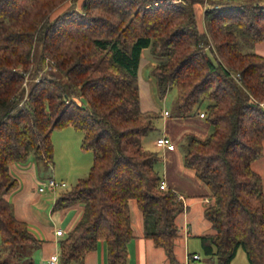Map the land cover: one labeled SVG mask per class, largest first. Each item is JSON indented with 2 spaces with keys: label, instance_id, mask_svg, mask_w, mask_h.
I'll return each instance as SVG.
<instances>
[{
  "label": "trees",
  "instance_id": "16d2710c",
  "mask_svg": "<svg viewBox=\"0 0 264 264\" xmlns=\"http://www.w3.org/2000/svg\"><path fill=\"white\" fill-rule=\"evenodd\" d=\"M75 1L0 0V264H18L40 244L6 197L17 185L10 164L29 155L52 163L51 132L67 125L82 131L93 159L53 202L54 210L81 204L59 240L60 262H80L102 240L107 263L125 264L130 199L145 236L174 262L184 205L159 187L162 157L142 144L161 116L140 107L137 69L147 48L158 95L175 88L174 116L202 112L210 126L204 137L185 134L182 152L209 189L204 215L213 230L198 235L207 264H229L238 248L264 264V190L251 165L263 153L264 55L249 47L264 40V3Z\"/></svg>",
  "mask_w": 264,
  "mask_h": 264
},
{
  "label": "crops",
  "instance_id": "0c3cea01",
  "mask_svg": "<svg viewBox=\"0 0 264 264\" xmlns=\"http://www.w3.org/2000/svg\"><path fill=\"white\" fill-rule=\"evenodd\" d=\"M203 9L202 6V27L198 26L200 31L205 30L204 21H203ZM199 23V20H198ZM254 51L264 55V40L256 42ZM143 109V108H142ZM162 114V111H161ZM163 116V115H162ZM163 127L168 126L169 121L167 118L170 117V113L168 116H163ZM172 129L174 132H166L163 130L162 133L168 135L171 141L174 143V147L172 149L162 148L156 145L155 139L153 140L154 144L158 148V152L161 155V162L158 165L161 179L165 182L167 188H171L176 194L182 195V201L184 205L183 211L179 213L176 217V222L179 225L180 235L175 239L174 242V256L175 260L172 264H190L189 260L193 259L189 255L192 253H197L199 259V253L196 250L189 251L187 248L189 237H195L201 247L200 240L198 235L203 233L212 232V227L210 221L204 215V207L209 202V189L207 185L201 181L194 173L191 168H187L183 165L182 162V152L183 149L177 147L176 141L180 139L182 135L187 133H193L197 136L204 137L210 131V126L203 119V116H200L199 113L193 114L192 117H179L172 124ZM194 131V132H193ZM263 153L256 159L252 161V168L259 173L261 176V181L264 190V140L262 143ZM29 161H24L20 163H11V167L14 166L15 175L21 177L24 183H32V179L36 177L37 171L36 166L33 161L29 163L28 166H24ZM20 165V167L17 166ZM12 173V172H11ZM12 175L17 179L13 173ZM41 183V182H39ZM17 187V185H16ZM13 188L10 190L6 197L8 199L13 200L12 210L16 217L23 219L27 222L29 229V221L34 223V231L32 233L40 239V244L31 249H28V256L22 261H19L18 264H44L45 261L54 253H59V240L65 235L66 231L71 228L74 222L80 215L81 204L74 203L64 209L54 210L52 208V212L59 211L60 216L56 218L55 223H46L41 222L33 216L27 215V212L24 215H21L23 211V207L20 208L18 203L26 202L29 203V200L25 201L24 196L26 197L27 189H16ZM17 190V191H16ZM14 192L12 195H10ZM40 193V191H38ZM34 194V197H38L39 193ZM10 195V197H9ZM28 199V198H27ZM67 209H71L74 211L69 215L68 219L65 221V225L63 228H56L55 224H58L57 220L62 223L64 216L70 211H66ZM130 218H131V227L133 236L130 238L127 244V261L125 264H170V261L161 246H157L154 244L153 240L150 237H146L144 234V222L141 210L138 208L137 203L133 199V201L129 205ZM138 211V212H137ZM66 212V214L64 213ZM65 214V215H64ZM27 217H29V220ZM56 229H61L62 234L57 235L55 233ZM241 249V248H240ZM239 248L236 251V254L231 259L229 264H250L246 258L245 252L242 250L241 253H238ZM241 254V255H238ZM59 264H63L59 260ZM65 264H108L106 257V244L104 241L100 240L97 246L88 252H86L80 262H69ZM191 264H198L196 262Z\"/></svg>",
  "mask_w": 264,
  "mask_h": 264
},
{
  "label": "rangeland",
  "instance_id": "374dc122",
  "mask_svg": "<svg viewBox=\"0 0 264 264\" xmlns=\"http://www.w3.org/2000/svg\"><path fill=\"white\" fill-rule=\"evenodd\" d=\"M251 2L256 0H250ZM260 2L264 3V0H259ZM74 5H78V0L75 1ZM202 4L200 2H195L193 4V10L195 13L196 23L198 26L202 27ZM199 20V23H198ZM256 42L251 44L249 47L251 50L254 51ZM155 62V57L152 56L148 48L143 49L141 53V57L139 60V65L137 69V84L139 90V99H140V107L143 109H150L155 111H163L167 110L170 113V117L167 118L169 121L168 126L163 127V117L157 116L153 120L154 128L151 129L147 135L142 138V144L145 148L153 151H157L158 148L154 144L153 140L159 136L163 130L166 132H174L172 129V124L175 122L176 119L179 117L174 116V103H175V88L171 87L168 89L166 94L162 97L158 95L155 78L151 72L152 65ZM193 114L187 116L192 117ZM209 125V124H208ZM194 132V131H193ZM83 133L81 130L67 125L59 129H54L51 132L50 138L54 147L53 151V160L52 163H44V162H37L34 160L32 155H29L26 161H29L26 165L28 166L31 161H33L34 165L36 166L37 176L32 179V183H24L23 179L18 175H15L14 166L11 167V172L18 177V183L16 189H27L26 192V200H29V203L26 202L18 203V205L23 207V211L21 215L27 212L28 216L34 215V217L41 222H46L49 224H53L56 221V218L60 216L59 211L52 212V206L54 199L57 197L58 193L62 189H69L72 184L75 183L76 179L85 176L88 172V169L92 163L93 154L90 149H83L81 148V140H82ZM177 147L180 149L185 148V138L184 135L180 137L176 141ZM161 161V158L160 160ZM158 161V162H159ZM13 163H20V162H13ZM19 164H17L18 166ZM20 167V165L18 166ZM161 174V173H160ZM48 177H53L56 180H62L65 182L64 188L56 189L55 191L46 189L43 192H38L37 188L39 185L43 184ZM41 182V183H39ZM16 190V191H17ZM36 191L39 193L38 197H34V194H37ZM12 192L10 195H12ZM9 195V197H10ZM11 198V197H10ZM28 198V199H27ZM13 205V200L9 199ZM133 201V199L129 200V205ZM70 210L67 214L64 212L65 216L60 223L58 220V224H55L56 228H63L65 225V221L68 219L69 215L74 211L71 209H67L66 211ZM138 212V211H137ZM29 219V217H27ZM31 218V219H32ZM29 219V220H31ZM29 226L32 231H34V223L29 221ZM198 240L190 236L188 241V249L189 251L196 250L199 253V259L193 260L190 259L189 263H198V264H207L206 262V255L203 253L202 248L197 244ZM242 249L239 248L238 253H241ZM241 255V254H238Z\"/></svg>",
  "mask_w": 264,
  "mask_h": 264
},
{
  "label": "built area",
  "instance_id": "2783aa9c",
  "mask_svg": "<svg viewBox=\"0 0 264 264\" xmlns=\"http://www.w3.org/2000/svg\"><path fill=\"white\" fill-rule=\"evenodd\" d=\"M238 76V74L236 75ZM162 115L163 116H168L169 115V111H167L166 109L162 111ZM200 116H203L202 112H199ZM155 143L157 146L162 147V148H166V149H172L174 147V143L171 141L170 137L168 135H166L165 133H161L159 136L156 137L155 139ZM65 186V182L62 180H56L53 177H48L45 182L41 185L38 186L37 190L40 192L45 191L46 189L49 190H53L55 191L58 188H61ZM159 187L160 188H166V184L163 180L160 181L159 183ZM177 198L178 199H182V195L177 194ZM55 233L57 235H61L62 231L61 229H56ZM191 258L196 259L198 258V254L197 253H192L189 255ZM44 264H59V253H54L52 254L46 261Z\"/></svg>",
  "mask_w": 264,
  "mask_h": 264
}]
</instances>
